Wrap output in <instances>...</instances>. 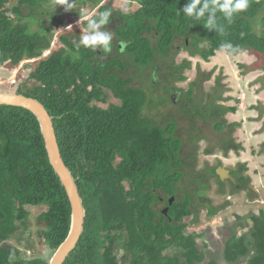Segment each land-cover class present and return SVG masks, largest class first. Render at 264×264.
<instances>
[{
	"label": "trees",
	"instance_id": "obj_1",
	"mask_svg": "<svg viewBox=\"0 0 264 264\" xmlns=\"http://www.w3.org/2000/svg\"><path fill=\"white\" fill-rule=\"evenodd\" d=\"M12 1L15 17L6 11ZM45 1L0 0V65L17 66L50 47L54 27L36 19ZM139 1L141 17H147L133 21L126 57L99 60L92 48L61 35L64 46L39 62L26 79L32 86L17 88L19 94L40 101L52 116L62 157L86 208L83 235L64 264H264L263 208L249 215L252 224L240 225V233L237 225L226 223L224 244L218 248L205 240L199 244L207 230H189L199 222L198 205L203 199L211 202L205 193L216 186L220 195L228 196L227 187H248L250 176L243 175L247 167L240 164L230 169L236 182L230 179L228 185L216 172L221 160L217 166L205 162L199 167L202 139L206 155L215 150L227 155L235 145L231 135L239 124H231L227 133L223 130L229 126L225 115L236 113L238 106L223 105L218 102L221 96L212 95L211 106V96L198 98L212 72L198 71L187 89L179 86L193 65L189 58L175 60L180 50L206 62L219 51L264 54V0H248L246 10L232 13L231 23L219 8L211 13L205 9L199 20L186 16L183 8L192 0ZM205 2L200 0L193 16ZM207 17L212 23L206 27ZM32 18L39 31L31 28ZM150 21L158 33L157 46L141 34V26ZM224 44L232 49H222ZM220 80L218 76V85ZM174 91L179 93L176 102L171 98ZM161 107L170 112H158ZM202 122H212L214 131L222 133V148L209 147ZM156 190L175 197L167 216L155 207ZM29 206H46L37 217L39 235L54 253L70 230L69 197L49 160L37 117L28 109L1 105L0 264H49L43 257H22L11 244L17 239L30 245V239L18 237L29 220ZM210 206L207 216H219L220 208Z\"/></svg>",
	"mask_w": 264,
	"mask_h": 264
},
{
	"label": "rangeland",
	"instance_id": "obj_2",
	"mask_svg": "<svg viewBox=\"0 0 264 264\" xmlns=\"http://www.w3.org/2000/svg\"><path fill=\"white\" fill-rule=\"evenodd\" d=\"M56 3L59 4L57 0ZM14 4L15 2L12 1L6 6L8 9L6 11H8L7 13L11 17H14L10 10ZM46 8H48V5H46ZM30 20L31 28L38 30L37 27L35 28L37 20L34 18ZM54 28L52 46L56 47L61 44L57 35L61 32L62 27L58 24ZM47 53L48 51H45V54ZM183 58L191 59L193 68L185 72L188 79L179 83V86L187 89L189 83L200 75L198 71L206 75L212 72L211 78L203 81V93L198 94V98H201V95H205L208 92V96H211L210 101H208L209 105L212 104L213 98L217 99L221 96L218 102L223 105L238 106L236 113H227L225 115L229 126L223 130L224 133H227L230 131L231 124H239L234 127L231 135L234 138L235 145L231 147L232 149L227 152V155H224L219 150H215L211 155H206L204 154L205 142L202 139L199 142V167L204 166L205 162H210L213 166H217L219 160H221L222 166L229 170L240 168V164H246L247 171L243 175L246 173L250 176L246 183L248 186L246 188L249 190L236 189L232 191V188L227 187L226 189L229 192L227 196V194L220 195L217 192L216 186H214L213 189L205 193L211 202L203 199V204L198 205L199 222L197 221L195 225H190L189 230L196 233L207 230L205 237L199 238L198 242L202 246L201 240H205L213 249L224 244L226 236L225 225L227 222L226 220L224 222L221 221L222 219L227 218L228 222L237 225L236 227H239L238 233H240L243 231V228H240L242 221H240L241 219L237 215L242 216L241 218H243L244 223H247L249 221V219H246L248 214H259V209H264V153H259L260 150L264 149V54L244 51L237 56H232L224 51H219L209 62H206L198 56L190 57L186 51L180 50L176 59L179 62ZM32 60L31 58H25L21 64H29ZM38 63L39 61L32 63V65L29 64L31 66L29 70L33 69ZM21 64L13 66L7 63L0 66V90L17 91V85L22 81H25L22 84L27 83L28 86H32L31 81H26L27 72L25 68L27 66ZM10 70L13 75L9 72ZM218 76L221 79V85H218ZM13 78L17 79L18 84L16 86L11 83ZM212 89H216V92H212ZM178 97L179 95L175 96L176 101ZM169 107L172 108L170 110H175L172 105ZM170 110L165 111L163 109V111L160 110L158 112L167 113ZM154 115H157V112ZM184 125L186 127L189 126L186 122H182L181 126ZM200 126L202 134L208 139L209 147H223L220 144L222 133L214 131L212 122H208L207 125H203L202 122ZM183 137L185 138V142H190L188 140L189 135H184L183 133ZM250 189L253 191L251 192ZM249 194L252 195V199L258 198V201L250 199L251 195ZM229 198L231 202L227 204L226 202ZM210 205L220 208L219 216L211 219L207 216ZM27 210L30 213L29 220L20 230L21 234L19 233L18 237L23 236L24 240L30 239V245L28 246L26 241L20 243L17 239L11 240V244L22 251V257L29 259L43 257L49 260L52 257L53 251L40 237L39 231L41 230V225L37 221L38 215L46 210V206H29ZM249 223L252 224V220ZM120 253L121 255L123 254L122 251Z\"/></svg>",
	"mask_w": 264,
	"mask_h": 264
},
{
	"label": "flooded vegetation",
	"instance_id": "obj_3",
	"mask_svg": "<svg viewBox=\"0 0 264 264\" xmlns=\"http://www.w3.org/2000/svg\"><path fill=\"white\" fill-rule=\"evenodd\" d=\"M68 4H72L73 7L67 8V5H59L56 3V0H48L42 4L43 7L41 8V14H37L36 19H40V24L46 25L47 28L56 27L58 24L61 25L62 30L57 35L58 40L61 42V44L60 46L53 47L51 41L50 47L45 49L40 56L31 58L33 60L32 62H29L30 65H32V63H35L36 61L41 62L43 59L48 58L52 54L54 49L64 46L65 42L62 41L61 35L67 36L70 41L75 42L76 45H82V36L84 34H87L86 32L88 19L98 18L102 13L105 12L109 13L108 23H106L105 25H99L98 28L91 31L110 32L112 34V47L110 52L103 51L99 46H97L95 50L92 48L95 53V57L99 60H106L119 58L120 56H127L126 47L128 46V44H130L129 37L132 23H135L133 22L134 20L139 21V17H141V9L143 8V5L139 0H68ZM46 5H48V8H46ZM54 9L57 11H55ZM146 17L143 16L141 17V19L146 21ZM152 22L153 21H150L146 23V25L141 26V34L142 36L147 38L151 46H157L158 33L156 31V26ZM97 23L99 24L98 20ZM36 27L38 28V30L34 31H39L40 26L35 22V28ZM149 29L151 30L149 31ZM54 31L55 28L53 29V33ZM45 51H48V53L45 54ZM175 60L177 61L176 57ZM29 64H22L27 66L25 68L27 77L30 76V74L35 70L37 66L36 65L33 69L29 70V68L31 67ZM212 92H214L213 89ZM176 95H179L178 91H174L171 94V98L174 100V102H176ZM204 96L208 98V92H206ZM223 182L228 185L230 184L229 182L232 183L230 179H226ZM237 186L239 189L249 190L243 184H237ZM156 192L158 193V200L155 203V207L162 213L163 216H167L169 205L173 203H171L172 197L163 194L161 190H156ZM225 219L228 224H231L230 222H228L227 218ZM246 219H249L250 221V218L248 216ZM241 224H244V220L241 222Z\"/></svg>",
	"mask_w": 264,
	"mask_h": 264
},
{
	"label": "water",
	"instance_id": "obj_4",
	"mask_svg": "<svg viewBox=\"0 0 264 264\" xmlns=\"http://www.w3.org/2000/svg\"><path fill=\"white\" fill-rule=\"evenodd\" d=\"M1 105L17 106L28 109L37 117L40 123L49 160L59 176L61 183L65 187L71 203L72 210L69 233L49 259V264H64L71 252L77 247L83 235L86 208L80 195L77 182L62 157L53 118L40 101L19 94L17 91L0 90V106ZM216 172L222 180L231 179L236 182V179L230 174V170L224 166H219ZM173 200L174 197L171 198V203Z\"/></svg>",
	"mask_w": 264,
	"mask_h": 264
},
{
	"label": "clouds",
	"instance_id": "obj_5",
	"mask_svg": "<svg viewBox=\"0 0 264 264\" xmlns=\"http://www.w3.org/2000/svg\"><path fill=\"white\" fill-rule=\"evenodd\" d=\"M57 2L61 5H67V8L73 7L72 4H68V0H57ZM199 3H200V0H192L191 4L185 5L183 8V11L186 14V16L199 20L204 17L203 14L205 12V9H207L209 13H211V12H215L219 8L222 10V13L224 15L228 16V21L229 23H231L232 18H233L232 17L233 12L239 13L241 11L246 10L248 7V0H224L223 3H220L219 0H206L204 6L198 10L197 15L193 16L192 13L197 8V5ZM108 17H109V13L105 12V13H102L98 18L88 19L87 32H86L87 34H84L81 39V44L84 47H90L95 50L96 47L99 46L105 52L111 51L112 34L110 32L91 31V30H95L96 28H98L99 25H105L106 23H108ZM97 20L99 21V24L97 23ZM211 23L212 21L207 17V23L205 26L207 27L208 24H211ZM217 27H218V31H223L222 26L217 25ZM221 47L222 49H232L231 44H224V45H221ZM7 63L9 62L1 64L0 66H3ZM9 72L11 73V70ZM11 75L13 74L11 73ZM28 78L29 77H26V79ZM23 82L25 81L20 82L19 85H17V88L21 86ZM11 83L12 85L16 86V84H18L17 79L13 78ZM255 200L258 201V198H256ZM259 212H260V209H259ZM248 217H249V214H248Z\"/></svg>",
	"mask_w": 264,
	"mask_h": 264
}]
</instances>
